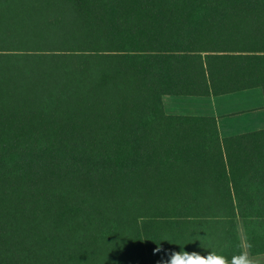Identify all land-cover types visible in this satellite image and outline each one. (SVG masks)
Instances as JSON below:
<instances>
[{"label": "trees", "instance_id": "1", "mask_svg": "<svg viewBox=\"0 0 264 264\" xmlns=\"http://www.w3.org/2000/svg\"><path fill=\"white\" fill-rule=\"evenodd\" d=\"M251 88L264 0H0V264L264 253V129L162 104Z\"/></svg>", "mask_w": 264, "mask_h": 264}, {"label": "crops", "instance_id": "2", "mask_svg": "<svg viewBox=\"0 0 264 264\" xmlns=\"http://www.w3.org/2000/svg\"><path fill=\"white\" fill-rule=\"evenodd\" d=\"M163 109L170 116L212 117L220 138H227L264 129V99L260 88H251L223 95H165ZM235 239L220 243L218 250L231 256L246 255L251 264H264V253L249 250L243 222L235 220ZM232 257L226 259L231 264Z\"/></svg>", "mask_w": 264, "mask_h": 264}, {"label": "clouds", "instance_id": "3", "mask_svg": "<svg viewBox=\"0 0 264 264\" xmlns=\"http://www.w3.org/2000/svg\"><path fill=\"white\" fill-rule=\"evenodd\" d=\"M167 264H226V259L223 256L217 255L214 252H208L206 256L198 253L173 252L167 261ZM231 264H251L246 255L233 256Z\"/></svg>", "mask_w": 264, "mask_h": 264}]
</instances>
